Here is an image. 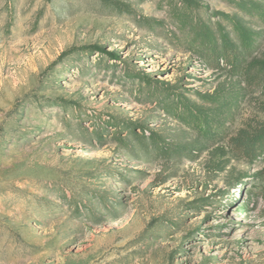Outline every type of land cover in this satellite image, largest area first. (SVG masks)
<instances>
[{
  "label": "rangeland",
  "instance_id": "374dc122",
  "mask_svg": "<svg viewBox=\"0 0 264 264\" xmlns=\"http://www.w3.org/2000/svg\"><path fill=\"white\" fill-rule=\"evenodd\" d=\"M198 1L239 70L192 44L179 0H0V264H264V156L228 145L264 127V22ZM217 95L208 138L180 101Z\"/></svg>",
  "mask_w": 264,
  "mask_h": 264
},
{
  "label": "trees",
  "instance_id": "16d2710c",
  "mask_svg": "<svg viewBox=\"0 0 264 264\" xmlns=\"http://www.w3.org/2000/svg\"><path fill=\"white\" fill-rule=\"evenodd\" d=\"M230 1H233L243 11L250 14H256L259 19L264 22V10L261 7L262 5L254 2L255 0ZM202 9L204 8L202 7L201 2L198 0H179L178 5L174 7V11H176L181 17L180 26L184 29H187L191 34L192 44H198L203 49V51L205 50V52H207L206 54L208 55V59L211 61L212 65L218 68L220 60L232 66L234 71L239 70L241 67L240 60L237 59L238 54L235 53L234 46L229 41V33L221 27L220 23H218L216 35L208 23L197 17V13L202 11ZM193 12H196V14ZM215 16L220 17L223 21H226L233 26L245 48L252 47L256 43L257 33L251 32L241 27L240 24L235 22L234 18L226 16L223 13H215ZM94 50L98 52L102 51V49L99 48ZM248 70L250 75H252L254 84L258 86L264 82V61L251 64ZM157 84L154 83L152 92L157 93L161 90H164L165 92L169 91L161 86V84ZM206 98L207 100H210L211 104H214L215 109L213 111H205L202 109L193 111L187 106V104L183 102V100L180 101V105L184 106V109L187 111V116L192 121L201 123L202 129H204L203 134L205 136L208 138H215L216 135L213 136L211 133H219L218 130H220L221 123H218V121L222 117L227 105L231 104L232 101L221 98L219 95L216 97L207 96ZM151 138L152 141L157 142L155 138ZM228 145L230 151L233 154L244 158L249 163H252L258 158L264 156V127L250 130L241 129L236 133V135L229 139ZM106 208L107 213H116L115 208L109 206ZM101 217V214H97L93 216L92 219L94 221H99Z\"/></svg>",
  "mask_w": 264,
  "mask_h": 264
}]
</instances>
